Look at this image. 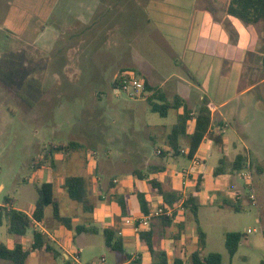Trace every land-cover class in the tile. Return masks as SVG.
Masks as SVG:
<instances>
[{
	"label": "crops",
	"instance_id": "0c3cea01",
	"mask_svg": "<svg viewBox=\"0 0 264 264\" xmlns=\"http://www.w3.org/2000/svg\"><path fill=\"white\" fill-rule=\"evenodd\" d=\"M141 1L144 24H103L104 15L96 24H86L83 17L85 24H80L81 30L77 34L69 36L67 45L76 38L83 40L86 45L82 59L85 62L92 61L89 48L95 51L94 77L98 82L106 80L114 86L116 76L125 71L134 72L144 79L149 90L142 100L132 99L122 108L129 113L123 123L143 126L148 133L146 140L153 144V148L149 150L148 145L146 153H140V143L133 144L126 130H123L122 136L107 137L102 145L97 143L92 148L82 150V145L77 141H67L60 144L75 142L78 149L48 153V165L42 170L48 173L51 181L46 183L53 184L54 196L58 189V195L69 198L67 192H63L65 179L80 176L87 181V204L84 206L70 198L71 202L64 204V201L55 197L60 217L69 220L71 228L55 218L54 210L48 216L46 211L52 207L49 206L43 222L35 223L25 236L12 238L11 245L5 244L13 249L17 242H21L24 250H30L34 230L44 234L53 251H34L29 255L27 264L33 258L34 264H72L75 254H80L71 245L72 239L76 238L74 230L77 231V227L91 230L94 223L99 224L101 230L113 229L123 239L124 251H113L117 260L113 264H131L135 259H139L140 264H156L161 261L160 253L166 254L168 264H175L176 260L191 264V255L200 249L198 228L202 229L201 209L205 205H217L239 210L251 203L245 182L239 177L240 172L232 173L231 166L237 156L250 158L251 146L241 133L244 130L241 118L250 109L264 108V21L246 24L231 16L228 10L232 0ZM102 7L103 0H95L94 8L89 12L97 15ZM88 32H91L92 41H88ZM101 93L100 90L95 91L98 99ZM176 96L187 104L191 112L185 128H181L179 133V156L173 154L169 136L174 126L180 124L184 108L171 110L176 112V122L167 128L166 125L148 121L144 115L152 112L150 104L147 110L141 104L143 101L148 102L149 98H156L155 102L161 103L163 98L173 100ZM204 104L211 112L212 123L194 155L202 159L204 164L192 172L187 136L194 132L197 112ZM230 130L237 137L229 135ZM239 144L243 145L245 153L240 151ZM58 145H49L43 151L46 149L47 153L51 146ZM114 150H119L118 155L124 158L143 156L141 169L125 167L127 161L114 162L111 159ZM101 151L107 155V159H99ZM68 154H71L69 170L73 173L79 170L78 173L55 177L53 170L65 163ZM222 160L226 161L223 165L225 173L215 176V170L221 167ZM159 188L163 192L175 193L179 201L171 206L176 208V213L170 225L162 217L156 218L149 230L141 233L151 235L153 254L146 240L125 220L144 215L139 199L142 195L149 211L167 205ZM236 192L241 193L240 199L235 197ZM189 199H194V205L198 206V222L191 209L183 212L179 209L181 203L185 204ZM121 202L126 205L125 215ZM35 205L30 211L17 208L10 200L0 206L18 209L32 216ZM189 214L193 218H189ZM192 221L197 224L194 235L189 234L193 230ZM258 221L261 223L262 220ZM3 227L8 230L6 222L0 226ZM83 233L86 231L77 232V235ZM0 242L3 243L1 231ZM203 250L201 256L205 257L207 255L203 254ZM0 264L11 263L0 260ZM230 264L237 263L233 259Z\"/></svg>",
	"mask_w": 264,
	"mask_h": 264
},
{
	"label": "rangeland",
	"instance_id": "374dc122",
	"mask_svg": "<svg viewBox=\"0 0 264 264\" xmlns=\"http://www.w3.org/2000/svg\"><path fill=\"white\" fill-rule=\"evenodd\" d=\"M94 1L0 0V205L10 200L23 211L32 209L39 197L37 188L51 181L47 171L42 170L48 165L43 149L49 145L77 141L83 150L97 143L102 145L107 137L122 136L126 130L133 144L140 143V153H146L148 145L149 150L153 148L146 140L148 133L143 126L123 123L129 113L122 108L132 99L125 93H115L111 82L96 81L95 51L89 48L92 61L85 62L83 40L76 38L67 45L69 36L81 30L80 24L85 21L96 24L103 15V24H144L142 1L103 0L97 15L90 13ZM87 35L88 41H92L91 32ZM98 90L102 91L99 99L95 95ZM141 104L145 110L149 108L148 102ZM144 117L167 128L176 122L174 111L167 118L152 112ZM241 122L244 124L241 133L251 146L247 169L254 180L257 206L250 203L235 210L230 206L205 205L200 211L201 227L207 234L203 254L220 253L224 264H230L233 259L237 264H261L264 262V108L250 109ZM229 135L237 137L233 130ZM239 145L245 153L243 145ZM118 153L119 150H114L111 155L114 162L127 161L125 167L141 169L143 156L124 158ZM69 155L65 163L53 170L55 177L78 173L79 170L74 173L69 170ZM101 158L107 159L102 151ZM55 197L64 204L71 202L67 196L64 199L58 195V189ZM53 210L49 207L46 214L51 215ZM189 218H193L191 214ZM192 222L193 230L189 234L194 235L197 224ZM249 230L254 232L249 234ZM0 231L3 243L11 245L16 236L6 227ZM231 232L243 235L235 258L225 247L226 235ZM73 233L76 238L71 245L80 252L82 264L95 263L104 256L111 263L117 261L105 244L99 224H92L91 230L81 236L75 230ZM33 260L30 264L35 263ZM71 263L75 264L72 260Z\"/></svg>",
	"mask_w": 264,
	"mask_h": 264
},
{
	"label": "trees",
	"instance_id": "16d2710c",
	"mask_svg": "<svg viewBox=\"0 0 264 264\" xmlns=\"http://www.w3.org/2000/svg\"><path fill=\"white\" fill-rule=\"evenodd\" d=\"M229 14L237 19L242 20L246 24H256L260 21H264V0H232L228 10ZM263 69H264V57H263ZM146 91L149 90V86L146 84ZM156 98H149L148 103L150 104L151 110L154 113H158L161 117L166 118L171 110H178L184 108V115L180 118V124L174 126L171 135L169 136V146L174 150L173 154L179 156L181 154L180 137L179 133L181 128H185L187 121L190 119V110L187 104L178 96L173 100L161 99V103L155 102ZM196 126L194 132L187 136L190 145L189 158L193 159L194 155L198 151L200 144L204 137L208 133L211 127V112L204 104L197 112L196 115ZM78 144L75 142H68L66 145L60 144L58 146H51L45 154V160L48 159V153L53 154L54 152L61 151H76ZM46 151V149H45ZM164 154H167L165 152ZM226 163L225 160L221 161V167L219 166L215 170V176H219L225 173L223 165ZM248 158L246 156H237L235 161L232 163L231 172L238 173L247 169ZM199 183V182H198ZM153 185L158 187L156 182ZM63 188L67 192L69 198L77 203L87 204V181L85 178L80 176H69L65 179ZM161 195L164 197V201L167 205L173 206L179 199L175 193L163 192L160 188ZM38 200L35 205V210L32 216L18 209H8L7 207L0 206V226L6 222L8 231L11 234L21 238L25 236L28 231L34 228L35 223L43 222L45 218L46 208L52 206L54 209V216L56 219L64 223L67 228H71L69 220L60 217L59 204L54 196V187L51 183H43L37 188ZM140 203L144 214H148L147 202L144 196H140ZM194 199H189L184 204L185 209H191L196 221L198 222V206L194 205ZM123 214H126V205L121 202ZM162 219L170 225L172 222L171 218L166 216ZM78 233L88 231L84 227L76 228ZM105 244L107 248L114 252H123V239L117 235V232L113 229H104ZM199 234V250L193 253L189 259L191 264H223V256L220 253H210L205 257L201 256V251L206 246V235L203 230L198 228ZM141 238L146 240L147 245L151 252L154 254L153 243L151 241V235L148 233L140 234ZM243 239V235L237 232L227 233L225 246L231 257H234L239 249V245ZM38 250H45L52 252L53 248L47 241L46 236L41 232L34 230L33 233V244L30 250H24L21 242H17L13 249L8 248L5 244L0 242V260L10 262L11 264H27L29 255ZM160 263L156 264H168L166 254H159ZM131 264H140L139 259H135ZM175 264H184L182 260H176ZM261 264H264L262 262Z\"/></svg>",
	"mask_w": 264,
	"mask_h": 264
},
{
	"label": "built area",
	"instance_id": "2783aa9c",
	"mask_svg": "<svg viewBox=\"0 0 264 264\" xmlns=\"http://www.w3.org/2000/svg\"><path fill=\"white\" fill-rule=\"evenodd\" d=\"M145 87H146V82L144 81V79L139 77L136 73L130 71H125L118 74L115 78L114 86H113L115 93H117L118 95L120 93H125L130 99L144 98L147 92ZM160 153L161 152L159 151L158 154ZM191 163H192V167H191L192 172H195L196 168L204 164L203 160L198 157H193V159H191ZM182 174H186V173L182 172ZM239 177L245 182L246 191L249 196L250 202L254 206H257V197L255 193L254 180L251 171L249 169H246L239 173ZM235 197L237 199H240L241 193L236 192ZM179 209L182 212L185 210L183 203H181ZM175 213H176L175 207L160 205L155 207L148 214H144L139 218H127L125 220V223L127 225L132 226L136 233L141 234L149 230L153 219L164 216L168 218H172L174 217ZM250 232L251 231H249V233ZM73 261L75 264H82L78 253H76L75 256L73 257ZM92 264H113V263L109 262V260L104 256Z\"/></svg>",
	"mask_w": 264,
	"mask_h": 264
}]
</instances>
